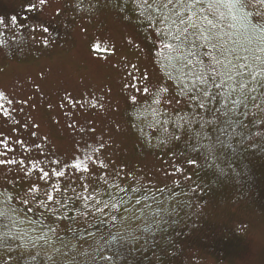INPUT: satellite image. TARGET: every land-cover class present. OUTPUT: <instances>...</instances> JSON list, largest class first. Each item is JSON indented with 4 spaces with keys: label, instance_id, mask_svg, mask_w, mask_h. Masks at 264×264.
Returning a JSON list of instances; mask_svg holds the SVG:
<instances>
[{
    "label": "rangeland",
    "instance_id": "rangeland-1",
    "mask_svg": "<svg viewBox=\"0 0 264 264\" xmlns=\"http://www.w3.org/2000/svg\"><path fill=\"white\" fill-rule=\"evenodd\" d=\"M0 264H264V0H0Z\"/></svg>",
    "mask_w": 264,
    "mask_h": 264
},
{
    "label": "trees",
    "instance_id": "trees-1",
    "mask_svg": "<svg viewBox=\"0 0 264 264\" xmlns=\"http://www.w3.org/2000/svg\"><path fill=\"white\" fill-rule=\"evenodd\" d=\"M99 227H101V226H98L97 228H99Z\"/></svg>",
    "mask_w": 264,
    "mask_h": 264
}]
</instances>
